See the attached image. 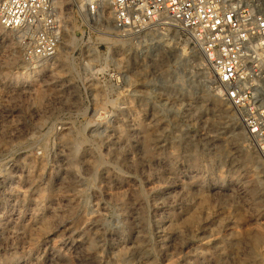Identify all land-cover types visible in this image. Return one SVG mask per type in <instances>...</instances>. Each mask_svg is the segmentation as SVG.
Here are the masks:
<instances>
[{
    "label": "rangeland",
    "instance_id": "1",
    "mask_svg": "<svg viewBox=\"0 0 264 264\" xmlns=\"http://www.w3.org/2000/svg\"><path fill=\"white\" fill-rule=\"evenodd\" d=\"M88 2L56 0L43 63L0 26V264H264V163L209 64L178 28L120 33Z\"/></svg>",
    "mask_w": 264,
    "mask_h": 264
},
{
    "label": "built area",
    "instance_id": "2",
    "mask_svg": "<svg viewBox=\"0 0 264 264\" xmlns=\"http://www.w3.org/2000/svg\"><path fill=\"white\" fill-rule=\"evenodd\" d=\"M100 2L85 4L87 18L98 17ZM109 9L120 33L140 35L154 25L181 30L203 54L219 97L264 163V0H109ZM0 26L15 34L27 64L58 52L56 0H0Z\"/></svg>",
    "mask_w": 264,
    "mask_h": 264
},
{
    "label": "bare ground",
    "instance_id": "3",
    "mask_svg": "<svg viewBox=\"0 0 264 264\" xmlns=\"http://www.w3.org/2000/svg\"><path fill=\"white\" fill-rule=\"evenodd\" d=\"M59 2L60 3H62V0H59ZM106 8L104 7V4H103V2L101 1L100 2V4H99V10H98V13H99V15H98V17L96 18L97 20H99L100 19V16L101 17H103V15H105V14H107L108 15V13L110 14V11H106L105 10ZM102 14V15H101ZM159 24H164V22H159ZM62 37H64V35H63V33H61V37H60V45L62 44V42L64 41L63 39H62ZM60 45H59V47H60ZM59 47H58V50H59ZM200 52V54L202 55V57H203V59H205L204 58V56H203V54L201 53V51H199ZM55 55H57V53L55 54ZM206 60V59H205ZM39 62H41V63H43V61L42 60H40ZM207 62V61H206ZM245 130V129H244ZM107 182V181H106ZM235 184V183H234ZM235 186H237V184L235 185ZM241 187V186H240ZM247 196V195H246ZM258 228L259 229H262V231L264 232V213L263 214H261L258 218ZM73 245V249H75L76 251H82L83 250V247H82V245L79 243V242H75L74 244H72ZM264 246V233H263V235H261V234H257L256 236H254L253 237V240H252V247H251V249H250V252L248 253V259H250V258H252V255H253V251H255V250H257L258 248H260V247H263ZM256 252V251H255ZM78 253V252H77ZM120 254H117L116 255V259H119L120 258ZM254 256V255H253ZM87 257V256H86ZM53 264V263H52ZM54 264H62V261H56V262H54Z\"/></svg>",
    "mask_w": 264,
    "mask_h": 264
}]
</instances>
